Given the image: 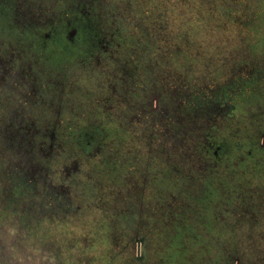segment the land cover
Returning a JSON list of instances; mask_svg holds the SVG:
<instances>
[{
    "label": "rangeland",
    "instance_id": "374dc122",
    "mask_svg": "<svg viewBox=\"0 0 264 264\" xmlns=\"http://www.w3.org/2000/svg\"><path fill=\"white\" fill-rule=\"evenodd\" d=\"M82 1L88 7L85 19L82 14L75 18L83 33L79 46L61 33L48 43L33 31L20 38L18 26L10 23L15 0L7 1L6 10L0 1V235L6 247L1 257L10 259L8 264L73 259L77 264H132V233L130 239L135 234L139 239L132 241L130 253L148 264L165 263L168 250L175 253L173 262L225 264L224 243L230 251L235 248L242 264H264V162L241 163L249 173L238 180L246 189L239 199L235 191L219 190L233 189L235 177L228 170L222 175V169L233 159L242 161L241 142L264 127V53L253 50L254 74L237 80L231 75L244 62L245 42L237 34L225 41L233 32L216 30L206 10L196 15L183 0ZM67 4L26 0L28 16L19 20L36 23L52 12V24L62 16L68 21L65 12H53ZM100 39L114 45L102 52ZM150 40L155 42L146 47ZM132 41L135 46L142 42L141 50ZM179 41L188 46L166 62V47ZM134 53L143 65L150 57L157 63L152 87L158 91L150 112L146 90L136 91L143 76L127 59ZM216 54L225 60L214 61ZM5 56H12L11 67ZM164 62L172 70L169 82L186 80L184 105L178 100L182 87L171 94L163 90ZM122 65L130 72L121 73ZM208 77L220 82L206 104L216 117L192 121L182 113L195 106L193 88H206ZM246 83L250 91L231 92L230 87ZM158 92L170 99L159 104ZM217 101L224 102L218 114L212 110ZM81 131L88 148L78 144ZM211 136L224 147L217 167L202 147ZM257 141L264 145L261 135ZM21 172L29 184H38L32 192L19 180ZM244 198L243 211L251 214H236L235 202ZM185 214L189 231L174 244L169 227L176 215ZM218 239L221 244L213 246ZM209 245L211 254L205 251Z\"/></svg>",
    "mask_w": 264,
    "mask_h": 264
},
{
    "label": "trees",
    "instance_id": "16d2710c",
    "mask_svg": "<svg viewBox=\"0 0 264 264\" xmlns=\"http://www.w3.org/2000/svg\"><path fill=\"white\" fill-rule=\"evenodd\" d=\"M7 1L8 0H2L3 9H5V10L7 8ZM4 2H5V5H4ZM24 2H26V0H15L14 12H13V15L11 17L12 20L9 19L10 23L13 24L14 28H16L15 24L18 26L19 29L16 28L15 30L20 35V38L25 39V37H27V35H29V33H32L31 31H33V36H37L38 39L44 40L48 43V42L55 41V39L57 38V36L60 33H61V35L64 36V34L67 33V31H69L71 28H76L78 32L74 38V41H69L65 37H63V38L69 44H74V45L79 46V44L81 43V40H82V37H80V34L82 35L83 33L80 32L81 27H79L75 24L76 23L75 18L79 17V14H80V16L82 14L81 18H84V19L86 18V16L84 15V10L88 6L85 4V1L81 0V2H80V0H67L68 4H67V7H65V9H62L59 11H53V12L54 13L65 12V16L68 17V21H65L63 19L64 17L62 16L61 18L58 17V19H56L53 22V24L51 23V21L54 19L51 15L52 12H49L48 15H43V18L41 17L38 20H36V23H34V21L32 19L30 20L29 18L19 20L22 17L26 18L28 16L27 13H29L24 8L25 7ZM183 2L192 6L194 9V13L196 15L199 14L200 11L206 10L207 11V13H206L207 18L210 19V22L216 28V30L218 29L219 31H223L224 34H226V33L231 34V32H233L232 37H234V38L232 39L231 36L226 35L224 37L225 41H227L229 39H231V41H233L236 37V34H237V37L239 39H241L243 43L245 42V47H244V51H243L245 53V54H243V58H244L243 61L244 62L240 66H238V69L231 76H234L235 79H237V80L240 77L239 75H241L244 78L251 77L256 70V65H255V63L251 62L249 55H251L253 53V50L254 51L260 50L262 53H264V0H183ZM87 11H89V10L87 9L85 12H87ZM47 34L49 35V37H46ZM103 42L104 41L100 39L99 48H100V51H102V52H105L104 49L107 48V45H114L113 42H107V43H106V41H105V43H103ZM134 42H136V41H132V45H134ZM153 42H155V41L150 40L148 42V44H146V47L151 46V44ZM117 43L118 42H116V44ZM141 43L136 44V46L135 45L134 46L137 49L141 50L140 49ZM122 44H120V46ZM171 45L172 44H169L166 47L169 49L167 56L165 55V61L166 62L175 61V57H174L175 54L184 50L185 47L188 46V42L179 41L176 46L172 45L173 46L172 50H171ZM196 46H198V44ZM258 47H263V48L259 49ZM225 54L226 53H221V55H225ZM216 55H217V57H214V61L220 62V60L221 61L225 60L224 59L225 57H223L219 54H216ZM219 56H220V58L218 59ZM139 57L140 56L138 53L137 54L134 53V54L130 55V57H128L127 59H129L131 61V65L134 69V72H136V73L140 72L143 76L142 80H138V82L136 84L137 85L136 91L139 93V89H142L143 92H144V90H146V96H144V98H145L144 101H146V103L144 102V104H145L146 110L148 112H150V103H151L152 99L154 97H156L155 96L156 93H154V92L158 91L152 87V83L155 81V74H154L155 71L154 70L156 68L157 63H156L155 59L150 57L149 62L147 64L145 63V65H143V63H141V60ZM11 60H12V56H11V59L8 58V56L3 57V62L6 63L9 67H11ZM166 62H164V67L161 69V71H162L161 74L163 77L162 78L163 90L165 92L171 94V93H176L179 90V88L182 87L184 92L181 91L180 93H182L183 96H182V94H179L178 100H182L181 104L184 105V103L186 101V97H188L187 94L185 95V92H187V91L185 90L186 85H184V81H186V80L179 78V80L176 79V81H175V80H172V78H171L172 82H169V78H170V74H171L172 70H171L170 66L167 65ZM125 70H127L128 73L130 72V68L125 69L124 65H122L120 67L121 73L124 72ZM213 78L214 77L208 79V80H210V83L207 86H205L206 88H202V87H196V88L194 87L193 88L194 95H195V99H194L195 106L192 107L191 108L192 110L189 111L188 113H182L183 115H189V117L192 118V121H194L195 118L197 119L201 115H209L213 118L216 117L214 112L211 110H208V108L206 107V104H207L209 98L214 93L217 92V90L219 89L218 86H220V82L216 79H213ZM261 85H264V81ZM199 90H204L205 93H210V94L209 95H202ZM230 90H232L231 92L237 93L238 91H241V92L242 91L243 92L250 91L251 88H250L249 84L246 83L242 87H238V85H236V86L234 85V86L230 87ZM161 92H162V90H161ZM159 94H161V93H159ZM168 96L170 99V95H168V94L162 95L161 94L158 98L159 104H160V102L165 103ZM165 97H166V99H164ZM204 101H206V102H204ZM223 108H224V102L223 101L222 102L221 101L214 102V104L212 105V110L217 111L216 114H218ZM221 114H222V112H221ZM184 118H186V117H184ZM94 132H95V130H94ZM96 133H97V131H96ZM235 133H236V130L234 128L232 134H235ZM263 134H264V127H258L257 129H255V131L253 133H251V135L254 136L253 138L248 137L246 143L241 142V145L243 146V147L241 146V148L242 149L245 148V150H242L243 153L241 154L242 155L241 158L243 160L237 162L233 159L232 164L237 165V166H242L244 164H241V163H244L245 161H248V164H245L248 166L263 163L264 162V160H263L264 159V145H260L259 142L257 141V137H259L260 135L262 136ZM85 136H86V134H84L83 131H81L79 139H77V140H78V144L81 147H84V148L87 147L88 148L89 145H87L88 141L86 140L87 138ZM233 137L235 139L238 138L236 136V134ZM205 139H206V142L202 144V147H203L206 155L210 158L209 162L213 163L214 165L219 164L221 162L219 160V158L223 153L224 147L220 144H216L217 138H215V136H211L209 138L207 137ZM91 145H92V143L90 144V147H91ZM93 146H94V144H93ZM236 146H238V145L236 144ZM257 153H259V155L256 157L255 155ZM215 154H217V157H215L216 156ZM214 158H215V160H214ZM19 180H21V182L23 181L22 183L29 186V190H28L27 187L23 185L24 187H26V190L28 192H32L33 187H35V185H38L37 183H35L34 186L32 183L29 184L30 182L28 181V178H26V176H24L23 172L19 173ZM36 182H38V181H36ZM135 215L136 214H134L133 219L135 218ZM188 216H189V214H185L184 217H180V216L176 215L174 224L169 227L171 230L170 232L172 233L171 236L173 238L174 244H176V240H181L182 237L187 235V232L189 231L187 229H188V227H190V219L188 218ZM136 217H137V221H138L139 218H138V216H136ZM172 251L173 250L166 251L164 254V258L165 259H171V257H176V256H174L175 253H173Z\"/></svg>",
    "mask_w": 264,
    "mask_h": 264
},
{
    "label": "flooded vegetation",
    "instance_id": "af4514ba",
    "mask_svg": "<svg viewBox=\"0 0 264 264\" xmlns=\"http://www.w3.org/2000/svg\"><path fill=\"white\" fill-rule=\"evenodd\" d=\"M72 30H76V34H77V29L76 28H71L69 31H67V33H65L64 34V36L63 37H65L67 40H69V41H74V38H75V36L76 35H74V36H70L69 35V33H70V31H72ZM80 37H82V39H83V34L81 35L80 34ZM264 136V134L262 135V137ZM259 164H255V165H249V166H258ZM214 166H218V164H216V165H214ZM213 166V167H214ZM226 170H228L229 172H232V175H230V176H234L235 177V181H234V183H233V189L232 190H225V189H223V188H219V190H221V192L224 194V193H230V192H232V191H235L236 192V195L234 196V198L236 197L237 199H239V197L240 196H242L243 194L242 193H244L245 192V190L246 189H242L241 187V183L240 182H238V180H240L241 179V177H243V175L244 174H248L249 172H247L246 173V170H244V168H243V166H237V165H232V166H228V165H226V167H224V169H222V175H226V176H228L229 174H226L225 173V171ZM210 189V188H209ZM209 191V190H208ZM248 200L246 199V198H244L243 200H238V201H233V203L235 202L236 203V207L239 209L237 212H236V214H251V213H249V212H247V211H243V206H246V205H243L245 202H247ZM244 202V203H243ZM261 202H264V201H261ZM260 202H258V203H256L257 205L259 204ZM226 206H227V204L224 202V205L222 204L221 205V208H226ZM256 206V205H255ZM247 207V206H246ZM261 207V206H260ZM220 208V209H221ZM218 213V212H217ZM264 213V212H263ZM263 213H260V214H263ZM136 229V228H135ZM0 232H1V230H0ZM132 232V231H131ZM192 234H194V232L192 233ZM131 236H132V233H130V236H129V255H130V257H131V263L132 264H148V262L146 261V259L143 257V258H141L140 256L138 257V256H132V253H130V251H131V243H132V241H138V235L137 234H135L134 236H133V238L132 239H130L131 238ZM0 237H1V235H0ZM144 239V237H141L140 238V241L142 242V240ZM2 240H4V238L3 237H1L0 238V264H8V262L9 261H7V260H10V259H6L5 257H1L2 255H3V253H2V250L4 249V248H6L5 247V245H4V241L2 242ZM215 241V240H214ZM213 241V242H214ZM140 243V242H139ZM221 244V242L219 241V239L218 240H216L215 242H214V244H213V246L215 245V244ZM126 246H128V245H126ZM140 246V245H139ZM227 247L225 246V243H224V245H223V247H222V251H223V254H224V258H226V263L225 264H232V262H234V264H242V260H241V258L239 257V255H238V253L236 252V250H234L235 248H233L232 249V251H230V250H228V249H226ZM139 249H140V247H139ZM202 249V248H201ZM208 251L207 252V254H211V246L209 245L208 246V249L206 248V246H205V251ZM136 251H137V253H138V250H137V247H136ZM8 253H9V251H8ZM9 255V254H8ZM7 257H9V256H7ZM10 258V257H9ZM4 259H6V261H2V260H4ZM85 261V259H81V262H84ZM168 261H170L172 264H184V263H181V262H183V261H176V260H174L175 262H173L171 259H166L165 261H163V262H165V263H162V264H168ZM11 262V261H10ZM36 262V261H35ZM36 263H38V262H36ZM36 263H30V262H26L25 264H36ZM78 263V260L77 259H73V260H70V261H68L67 263H65V264H77ZM85 263V262H84ZM40 264V263H39ZM50 264V263H49ZM205 264H209L208 263V260H206V263ZM211 264V263H210Z\"/></svg>",
    "mask_w": 264,
    "mask_h": 264
},
{
    "label": "water",
    "instance_id": "95a60500",
    "mask_svg": "<svg viewBox=\"0 0 264 264\" xmlns=\"http://www.w3.org/2000/svg\"><path fill=\"white\" fill-rule=\"evenodd\" d=\"M69 35L72 37L74 35H76V30H72L70 31ZM46 37H49V35L47 34ZM264 137V136H263ZM139 243H137V250L139 251Z\"/></svg>",
    "mask_w": 264,
    "mask_h": 264
}]
</instances>
